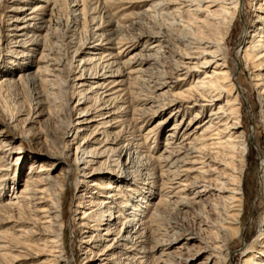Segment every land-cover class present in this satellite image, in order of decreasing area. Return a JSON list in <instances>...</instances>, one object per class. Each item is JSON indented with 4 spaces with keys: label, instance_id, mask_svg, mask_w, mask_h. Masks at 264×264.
Segmentation results:
<instances>
[{
    "label": "rangeland",
    "instance_id": "1",
    "mask_svg": "<svg viewBox=\"0 0 264 264\" xmlns=\"http://www.w3.org/2000/svg\"><path fill=\"white\" fill-rule=\"evenodd\" d=\"M260 2L240 0L236 8L229 9V12H233L234 18L227 32L221 34L216 32L218 23L213 19L216 12H213L212 18L204 20V13L194 14L193 11H189L188 14H182L180 20L176 19L174 22L167 20L171 23L167 24L166 21L163 22L162 14L157 16L154 15L155 12L150 11V15H154V23L148 24L147 27L146 23H142L143 21L139 19L140 16L145 17V14H137L148 6V2L140 0H127L126 5L124 4L125 6L116 13L98 0H0V80L9 79L6 86L1 87L0 84V207H2L0 241L1 244L6 245V249L0 251V264H50L48 260L55 255L51 252L53 249L51 239L56 238L60 239V249L65 258L57 264L102 263L95 259V256L104 251L110 242L97 239L115 238L120 232L118 229L122 219H113L108 226L94 225V228L89 229L85 225L91 223L93 217L82 219L81 212L85 210L83 207L87 204L86 200L91 199L86 197L87 194L94 199L100 198L101 190L97 185L91 186V183H103L112 181L111 179L118 181L116 185L120 189V191H110L116 197L121 196L115 198L116 207L124 198L130 199V203L135 199L147 201L145 203L148 208L143 213L144 217L143 214L141 216L146 221L148 235L147 241L142 244L149 255L142 257L145 264H151V259L158 258L160 250L157 249L158 247L155 249L153 247L160 243H172V245L167 249L166 256L159 257L163 261L156 264H197L201 260V258L196 259L199 250L197 244L183 243L180 239L183 233L196 232L200 227L197 213L207 215L213 220L214 206L222 207L224 203L211 195L204 196L188 207L182 208L175 203L177 197L165 196L168 190L163 186L165 188L163 191L161 183L164 181L166 185H173L170 182L175 180L191 185L194 181L204 178L205 182L200 184L218 187L217 181L228 184L233 175L237 176V180L240 178L243 185L240 234L229 249L221 251L218 263L244 264L241 251L245 247H250L249 249L257 255L264 244V238L258 235L262 232L264 236V178H260L259 172L261 159H264V126L260 120V113L264 107L257 102V91L249 74L252 68L245 69L242 57L238 55V58H235V51L249 39V33L256 31L255 28L260 26L256 19L257 3ZM23 6H44L42 16L45 21L41 23L43 28L38 31H33L35 30L33 28L32 31L30 30V34L39 35V42L29 49L13 46L10 36L13 20L22 15L19 9ZM84 6L89 8L88 15L96 19L86 21L82 14ZM201 23L209 26L211 39L220 43L218 46L226 53L231 76L242 84L239 95L241 103L236 115L241 128L237 131H243L246 137L252 133L255 139L254 143L247 145L248 152L244 162L235 161V171L241 172L242 175L231 173L224 165L216 164L215 162L221 163L223 158L219 154L214 155L212 151H206V166L203 167L205 175H196V180L191 178L194 174L190 173L179 176L181 178L177 180L171 179L174 177L172 173L165 175V178L160 177L161 168L151 169L145 173L134 172V179L129 180L130 182H123L119 177H114L115 174H98L99 171L107 169L120 170V164L128 159L129 154L122 156L118 162L117 150H121L129 143L136 144V151L142 156H157L163 150L165 133L174 122H180L182 127H186L190 121L188 129L194 131L190 136L191 143L196 146L202 144L203 137L201 140L198 132L204 126L195 128V125L201 124L211 110L219 106L225 109L227 105L222 99L212 101L213 104L203 111L197 107L182 109V112L173 116L171 120L167 117L175 106L154 114L151 112L156 110L154 108L144 112L139 109L141 106H149V104L142 105L140 99L146 94L153 95L151 91L154 79L159 76H173L179 63V53L188 50L184 44L172 39L164 42L158 49L159 63L148 73L149 80H153L151 83L143 82L133 76L131 79L121 76L119 80H123L122 84L110 91L115 94L106 97V100L119 97L118 100H111L112 102H107L106 105L100 104L103 97L101 92L104 91L103 88L101 90L97 87L106 85L109 80L79 78L92 76L97 72V67L92 68L97 62L90 60L96 49L94 45L103 41L104 34H108L115 39L114 41L137 43L140 46L129 51L126 57L132 52L137 53L134 56L137 62L131 67L142 68L146 65L139 59L150 57L153 53L141 49V43L148 33L167 27L169 30L165 28L162 30L170 36H167L169 38L189 33L202 37L207 34L204 33ZM35 26H39L38 20ZM98 35H102V38ZM98 47H100L99 52L105 51L101 46ZM194 62L195 60L186 65L196 66L198 71L180 75L185 77V80L176 82L169 93L187 94L191 90L184 89L189 87L193 79L205 75L212 77L211 72L215 71L213 65L202 68ZM242 71H244L243 76ZM182 72L184 73L185 70ZM103 106L109 107L111 113L115 114L101 119L106 116L105 111H109H101ZM82 113L87 116H81ZM101 113L105 115L102 116ZM195 113L200 116L194 118ZM230 118L231 116H228L224 122ZM231 119L235 120V118ZM229 124L230 122L227 125ZM84 150L103 153L101 157L94 159V163L88 164L87 168L83 169L85 165L77 163V157L83 156ZM240 151L237 144L235 154L237 160L241 158ZM142 160L138 159L137 164ZM39 166L49 169L48 174L54 179L56 187L49 191L44 197V202L39 206L50 211L45 214L47 217L35 212L37 208L33 205L34 201L24 204L20 197H16L25 184V177L37 175L35 171ZM107 175L111 178H107ZM40 176L43 177L44 174ZM138 193L144 194L145 198H140L141 195ZM226 194L222 196H227ZM159 199L161 202L155 205L157 211L154 210L156 214L152 216L151 212L155 207L153 204ZM53 201H56V207L51 204ZM110 210L117 212V209ZM128 210L132 209L126 211ZM108 211L109 209H106L105 213ZM125 213L127 212L124 211V216ZM54 217L57 220L53 219ZM171 221L179 222L185 230L182 229L183 232L173 230L170 228ZM106 228L111 231L107 237L102 234ZM207 236L211 242L218 243L219 238L215 234L210 232ZM123 256L127 257L125 263L133 264L131 262V259H134L133 254H125L121 248L110 251L107 255L110 259L108 264H117L123 260Z\"/></svg>",
    "mask_w": 264,
    "mask_h": 264
},
{
    "label": "bare ground",
    "instance_id": "2",
    "mask_svg": "<svg viewBox=\"0 0 264 264\" xmlns=\"http://www.w3.org/2000/svg\"><path fill=\"white\" fill-rule=\"evenodd\" d=\"M98 1L110 7L115 11L114 13H116L117 10H121V7L125 6L127 3V0ZM140 1L148 2V6L143 8V10H141L137 14H145V17L140 16L139 19L143 21L142 23H146V26L152 22L154 23V15L159 16L162 14L164 16L162 18L163 22L166 21L167 24H171L170 22H167V20H171L173 22L176 19L180 20L182 14H188L189 11H193L194 14L204 13V20L212 18L211 15L213 16V12H216V16L214 15L215 17H213V19L216 21V23H218L216 32H219L221 34L227 32L234 18L233 12H229L228 10L236 8L240 2V0ZM258 1L261 2L257 3L258 6L256 8V19L257 21H259L260 26L255 28L256 31H252L249 33V39L246 40L245 44L242 47H238L236 49L235 58L237 59L238 55H240L244 61V68H252L249 74L251 75V80L254 81L253 86L257 91V102L261 103L264 107V0ZM43 9L44 6H23L21 9H19L22 12V15L13 20L10 34V36H12V43L14 44L13 46L22 49H29L30 47L34 45L36 46L38 44L39 35H32L30 33L33 29H35L33 31H38L43 28V26H41V23H44L45 21L44 16H42L44 13ZM150 11L155 12L154 15H150ZM88 13L89 8L84 6L82 9V14L86 21L89 22L93 19H96L95 17H90ZM37 20L39 21V26L36 27L35 23ZM207 24L201 23L204 33L206 32L207 34L202 37L189 33L183 34V36H172L171 38H169L170 36L166 32H164V30H162L164 28L169 30L167 27L161 28V30L158 31H152L148 33L146 35V38L141 43V49L153 51V53L150 57H139V60H141L146 65L142 68L131 67L137 62L134 58L137 53L132 52L126 57L129 51H132L136 47L140 46L137 43H131L130 41H114L115 39L109 37L108 34H104L103 41H100L101 43L99 42L94 45L96 46V49H94L95 51L93 53V58H91L90 60L97 62H95L96 64L92 67H97V72H95L92 76H81L79 78L83 80H109L108 82H106L108 85L102 84L103 86L97 87L100 89L103 88L104 91L101 92V94H103V97L100 101V104L102 103L103 105H106L107 102H110L111 100H118L117 98L119 97L110 98L109 100H106V97L108 98L109 96L115 94L110 91L122 84L123 80H119L121 76H126L129 79L135 77L136 79H139L143 82L151 83L153 80H149L150 77L148 73L150 69L156 68L159 63V56L157 55V53H159L160 51L158 49L164 42L172 39L175 42L184 44V46L187 47L188 50L185 53H179V63L176 66L177 68H175V76H159L156 80L154 79V82L152 83L153 88L151 91V94L153 95L147 96L146 94L145 97L140 99L142 105L149 104V106H141L139 109L144 112L145 110L154 108L156 110H151V112H153L154 114L155 112H160L161 110L175 106L169 113V117H167L168 120H171L173 116L182 112V109H192L197 107L201 111H203L209 105L213 104L212 101L216 102L222 99L225 100V105H227L225 109L219 106L215 110H211L210 112H208L207 118H205L201 124L195 125V128L204 126L203 129L198 132L199 137H203L202 144L196 146V144L191 143L192 139L190 140V136L194 131H190L188 129L190 121H188L186 127H182L180 122H174L169 126V131L165 133L166 137L163 142V150L161 151V153L157 154V156H142L138 151H136L135 146L137 145L134 143H129L124 145L121 150H117V153L119 152V154H116L119 157V159H117L118 162H120V158L122 156L129 154V157L127 156L128 159L124 163L120 164L121 169L117 171L107 169L105 171H99L98 174H115L114 177H119V179L123 180V182H126L129 180L132 181L134 179V172L145 173L146 171L151 169L156 170L161 168L159 169L161 170L159 173L160 177L163 176L165 178V175H169L172 173L174 177H172L171 179L177 180L181 178L179 176H185V174L190 173L194 174L193 177H191L194 180L196 178V175L198 174L205 175L203 167L206 166V151H212L214 155L219 154L224 161V163L223 161L221 163L215 162L216 164L224 165L226 169L231 173L242 175L241 172L238 173L237 171H235V161H240V163L244 162L245 155L248 152L247 145L248 143H254L255 139L252 133L249 134L248 137H246L243 134V131H237L241 128L239 124L240 122L239 120H237L236 115L237 112H239V105L241 103L239 95L241 93L242 84L239 81L236 82V80L231 76V73L228 70L226 53L223 51L222 47L218 46V44L220 45V43H216L211 39L209 35L210 32L208 31L209 26H207ZM98 36L102 38V35ZM100 38L98 40H100ZM98 46H101V49H104L105 51L99 52L98 48L100 47ZM193 60H195V64H198V67L208 68L213 65L215 71L211 72L212 77L205 75V70V76L193 79V81L190 82L191 84L189 85V87L184 89L191 90L189 91V93L183 95L180 93H169L170 88L174 87V84L176 82L185 80V77H182L180 75H187L191 74L192 72L195 73L198 71L196 66L186 65V63H192ZM183 70H185L184 73L182 72ZM241 75H244V71H242ZM8 83L9 79L7 78H2V80H0L1 87L4 85L6 86V84ZM161 100L164 102L160 103L159 101ZM100 110H109V107L103 106ZM105 113H107L108 115L106 114V116H104L105 114L101 113V115L104 116L101 117V119L112 116L110 114H115L111 113V110L105 111ZM81 116H87V114L82 113ZM199 116L200 115L198 113H195L193 115L194 118H198ZM228 116H231V118H235V120H232L230 118L227 120V122H224L225 118H227ZM260 120L264 126V109L260 113ZM228 122H230L229 125H227ZM237 144L241 149L239 156L241 157L240 160H237L235 155ZM82 152L83 156L77 157V163L85 165L83 169H86V166L88 164L94 163V159L101 157L103 153L92 152L91 150H84ZM216 158L217 157H215V159ZM138 159H143L139 162L140 164H137ZM213 162L214 161H212V163ZM162 168L165 169L162 170ZM48 170L49 169H46L43 166H39L35 171L37 175L25 177V184L19 191V194L16 196L20 197L24 204H29L30 201H34L33 205L37 208L35 209V212L44 214V217H47L45 216V214L49 213L50 211L44 208H40L39 206L44 202V197L48 195L49 191H52L56 188L54 179L52 178V176H50V174H48ZM180 171H182V173H179ZM259 172L260 178H264V159H261ZM42 174H44L43 177L40 176ZM108 175L107 178H111ZM237 178V176L233 175L231 182H229L228 184L218 181L216 182L214 180L216 184L219 185L218 187H214L208 184H200V182H205L204 178L198 179L197 182L194 181L193 183H191V185H188L189 183L184 184L181 181L175 180H173L172 182L169 181L173 185H166L167 183L164 181H162L161 183V188L163 189V186H165V188L168 190L165 196L168 198L177 197L175 203L182 206V208L188 207L192 202H196L204 196L211 195H214L216 200L219 199L220 202L224 203L222 207L216 208V205L214 206L213 213L215 214V217L213 220L208 218L207 215L204 216V214L197 213L196 217L200 227L196 232L187 231L183 233L184 235H182L183 237L180 239L181 241H183V243L193 242L197 244L199 250L197 252L196 259L201 258V260L198 261L197 264H219L218 260L221 258V251H226L227 249H229L231 244L235 242L238 235L240 234L239 225L242 218L240 211L242 210L241 208L243 206V185L241 184V179L239 178L237 180ZM111 180L112 181L108 182L104 181L103 183H91V186L97 185V187L101 190V194L99 195L100 198L94 199L89 194H87L86 197L91 199L86 200L87 204L83 207V209L85 210L81 212L82 219L93 217L91 223L85 225L89 229L102 224L108 226L113 219H122V222L119 223L120 227L118 229L120 232L115 238L97 239L99 241L101 240L102 242H110V244H107L106 249L101 253H98L97 255L99 257H96V255L95 259L100 260L102 262L100 264H108V260L110 259L107 258V255H109L110 251L116 248H121L125 251V254H133L134 259H131V262L133 264H145V261H142V257L149 256L147 255L148 251L144 246H142V244L145 243L148 239V235L146 233L147 229L145 226L146 221L143 220V213L148 208V205H146L147 203H145L147 201H144V199H140L141 201L135 199V201L133 200V203H130L131 200L128 198H124L123 196L125 195L123 194V202L116 207L115 198H120L121 196L116 197L113 192L114 190L120 191V189L118 188L119 186L116 185L118 181L116 179ZM112 190L113 192H110ZM214 191H216V193ZM224 193H227V196H222V194ZM138 195H141L140 198H145L144 194L138 193ZM160 202L161 199H159L153 205H158L160 204ZM51 204L53 205V207L57 206L56 201L51 202ZM129 206L130 208H127ZM0 209H2V207H0ZM106 209H109L107 213H105ZM110 209H117V212L115 213ZM127 209L132 210L126 211ZM156 209V206L153 207V212H151L152 216L156 214ZM124 211L127 212L125 213V216ZM142 214L143 217H141ZM53 219L57 220L56 217H54ZM202 225H204V227L206 228H202ZM170 228H172L173 230H185L184 227H182V224L177 221H171ZM210 232L211 234H215V236L219 238V240L217 241L218 243H214L216 241L211 242L210 240H208L209 237L207 235ZM102 234L107 237L111 234V231L106 228V231H104ZM258 235H262V238H264L262 232H260V234ZM59 240L60 239L58 238H56L55 240L51 239L53 247L51 252H54L55 255H52L53 258L48 260L50 264H57V262L65 260L64 254L60 249ZM1 243L2 241H0V251H3L4 249H6V245ZM171 245L172 243H160L154 245L153 248L155 249L158 247L157 249L160 250V253L158 258L155 257L154 259H151V264L162 262L163 260L159 259V257L166 256L168 254L166 251ZM249 248L250 247H245L241 251V255L244 258V264H264V244L263 248L259 250L257 255ZM141 254H143V256H141ZM122 259L123 260L117 262V264H127L124 262L127 257L123 256Z\"/></svg>",
    "mask_w": 264,
    "mask_h": 264
}]
</instances>
